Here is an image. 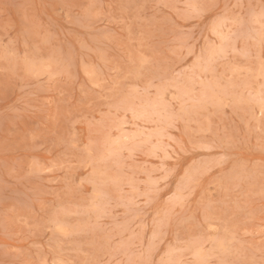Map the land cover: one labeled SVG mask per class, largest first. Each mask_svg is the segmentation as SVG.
I'll list each match as a JSON object with an SVG mask.
<instances>
[{"label":"rangeland","instance_id":"rangeland-1","mask_svg":"<svg viewBox=\"0 0 264 264\" xmlns=\"http://www.w3.org/2000/svg\"><path fill=\"white\" fill-rule=\"evenodd\" d=\"M0 264H264V0H0Z\"/></svg>","mask_w":264,"mask_h":264}]
</instances>
